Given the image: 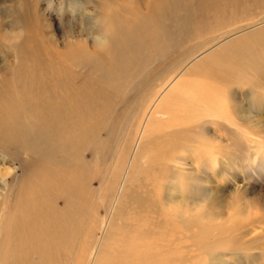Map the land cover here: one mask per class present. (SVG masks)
Returning <instances> with one entry per match:
<instances>
[{"label": "bare ground", "instance_id": "obj_1", "mask_svg": "<svg viewBox=\"0 0 264 264\" xmlns=\"http://www.w3.org/2000/svg\"><path fill=\"white\" fill-rule=\"evenodd\" d=\"M83 1L57 4L65 19L62 38L43 23L44 14L32 0H18L10 22L0 18V61L15 57L7 64L12 75L0 78V146L14 145L15 156L30 169L0 220V264L86 262L83 248L94 243L93 231L87 229L81 256L78 243L87 225L84 215L88 208L93 211L90 195L95 205L101 203V188H94L90 176L98 157L118 162V177L126 164L123 176H128L141 159L159 157L157 131L184 122H190V130L192 120L183 113L197 103L212 104L205 84L182 80L169 89L166 82L156 86L167 65L178 73L186 64V77L205 68L264 97V0H148L150 5L127 0L133 4L107 12L114 0ZM245 21L194 49H182L168 62L184 40ZM208 45L213 47L205 55L194 57ZM156 57L158 65L152 67ZM111 225L105 239L114 232ZM101 252L102 246L94 262Z\"/></svg>", "mask_w": 264, "mask_h": 264}, {"label": "rangeland", "instance_id": "obj_2", "mask_svg": "<svg viewBox=\"0 0 264 264\" xmlns=\"http://www.w3.org/2000/svg\"><path fill=\"white\" fill-rule=\"evenodd\" d=\"M32 1L38 2L43 23L62 38L65 19L57 11L61 0L53 4L49 0ZM104 1L97 0L99 4ZM143 1L151 4L137 0L134 5ZM17 2L0 0V18L10 22ZM83 2L90 5L93 0ZM132 4L114 0L104 12L114 5ZM73 13L79 17L81 10ZM246 22L184 40L171 52L168 62L178 58L182 49H194L208 38ZM2 39L6 47L7 41ZM213 46H204L194 57L205 55ZM14 59L10 54L0 61V78L12 75L7 64ZM158 61L156 57L149 63L157 67ZM189 68L185 64L178 73H171L167 65L155 84L166 82L169 89L176 81L185 80L187 85L210 87L212 104L197 103L183 113L184 118L192 120L190 130V122H184L157 131L154 137L159 157L152 155L148 162L141 159L128 176H123L126 164L118 177V162H105L101 156L96 160V171L90 169L94 188H101V203L95 205V198L90 195L88 206L93 211L90 213L88 208L84 215L87 225L77 256H81L87 229L93 231L95 238L94 243H85L83 253H88V257L84 264H264V97L254 96L248 84L232 83L229 77V83L224 82L205 68L186 77ZM179 140L181 146L175 143ZM132 150L133 146L127 158ZM25 163L15 156L14 145L0 146V202L7 200L0 205V220L9 212V205L30 170ZM109 225L114 232L112 239H105ZM101 246V255L94 262Z\"/></svg>", "mask_w": 264, "mask_h": 264}]
</instances>
